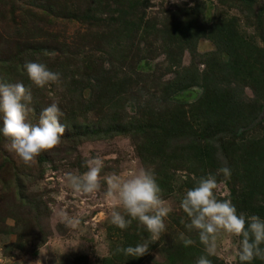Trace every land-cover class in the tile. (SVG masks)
<instances>
[{"label":"rangeland","instance_id":"374dc122","mask_svg":"<svg viewBox=\"0 0 264 264\" xmlns=\"http://www.w3.org/2000/svg\"><path fill=\"white\" fill-rule=\"evenodd\" d=\"M61 1H67L75 7L82 3V0H0V54L7 45L9 47L6 56L15 54L14 44L24 38L20 35L22 32L20 28L27 26L34 29V34H39L41 39H46V34H54L58 40L63 42L64 39V42L70 44V48L55 53L63 60L67 59L65 63H70L67 77L61 79L59 84H50L44 89L29 86L33 97L27 117L30 123L38 124L42 108L53 102H56L63 112L61 123L63 120L72 123L74 120L97 122L100 118L103 119L107 108L106 110H101L99 106H94L91 110L86 108V101L92 96L90 88L82 89L79 95L78 89L74 88L76 85L73 86V83L69 82L72 79H80L91 70L96 71L101 65L109 76H117L120 80L126 76L125 80H128L127 76L131 74L129 78L138 83L128 87L125 93L115 99V106L129 116L143 117L144 108L159 111L166 103L187 105L201 95L202 88L194 86L180 91L169 101H165L160 95L161 92H156L147 86L155 81L160 84L174 76L175 68H172V71L167 70L169 59L172 58L173 46H165L166 42H163L156 32L157 28L166 30L173 24L172 18L178 12L182 13L184 21L192 20V16L183 13L184 9L194 6L200 0H147V2L140 0V7L134 10L128 8V0H124L122 5L115 4L114 0H105L103 4L108 5L102 17L105 22L88 23V25L82 24L80 20L66 18V10L60 8L62 4H58ZM203 1L205 7L202 15L207 24L232 18L241 36L250 39L254 46H263L255 15L264 8V0H255L250 6L240 0ZM145 2L146 5L143 6ZM132 12L135 13L133 17L135 21L137 20L136 25L139 22L140 27L134 30L129 42L115 47L111 41L107 40L103 44L102 40H98L102 32L98 31L107 30L106 23L109 26L126 29L125 24L120 23L129 19L125 14ZM262 15L264 16V10ZM193 23L196 24L197 20ZM87 34L90 40L87 39ZM80 37H85L87 43L81 45L78 41ZM115 40H120V36ZM196 49L204 53L214 50V46L208 39L199 38ZM223 58L226 59L227 55L223 54ZM45 61L49 66L52 65L51 56ZM197 61V58H192V55L184 50L180 64L188 66ZM257 64L261 66L259 61ZM75 65H79L80 69ZM197 65L202 68L201 64ZM15 68L9 71V83L22 82L25 85L29 78H21L27 76L25 73H19L18 76L17 70L20 71V67L15 66ZM76 69L79 70L77 75L74 74ZM159 75L161 76L157 80ZM244 93L249 99H255L249 87L244 88ZM262 101L264 105V99ZM2 127V114H0V128ZM70 132L71 129H66L55 148L41 152L39 156H45L46 160L43 162L44 170L40 175L38 174L39 156L31 165H25L19 156L8 150L7 145L10 141L0 133V163L6 157L9 167L13 166L19 172L32 176L30 182L27 180L28 177H25L21 185L25 187L23 192L29 200L37 204L35 210L28 207L26 209L25 206L18 207L16 202L19 199L15 194V185L5 191L0 188V224L4 223V232L0 233V264H37V262L98 264L103 257L109 256L123 242L119 228L111 223V212L116 206L113 201L105 198L107 185L103 177L112 173L126 176L140 169H148L158 177L160 163L158 158L154 157L151 161L150 155L145 154V158L142 159L138 148L139 140L135 136L119 135L109 139L87 140L75 146ZM261 133H264L262 117L246 130L244 137L246 140ZM172 137L175 139L170 140L172 143L181 145L189 143L186 135L179 134ZM194 139L202 147L203 141L198 133L194 134ZM217 142L215 141V145ZM97 156L103 160L100 189L94 194L74 192L65 180L66 173L83 174L87 171L85 159ZM216 156L218 167L214 169V174L223 166L231 169L230 183L228 184L229 179L225 180L223 175H220L218 177L223 178L218 181L216 190L218 199H227L232 189H239L240 176L226 164V159H223L218 151ZM191 158L192 160L187 162L179 160L176 167L165 171L161 180H157L159 185L167 183L172 189V192H166L168 186L161 188L162 198L171 206L172 212L164 221L166 228L159 241L150 247L151 250L140 264H183L182 259L185 264H196L201 255H206L197 232L186 228L185 225L190 220L180 207L186 191L196 185L199 177L210 173L201 166L199 156L194 157L192 154ZM201 167L204 170H201ZM189 179L194 183L187 186ZM116 210L122 212V209L116 208ZM64 214L77 218L78 226L75 228L66 226ZM182 220L184 223L181 222ZM144 231L147 230L144 228ZM180 233L195 241L189 246L188 257L184 255L187 249L179 240ZM240 239L221 233L216 241V255L208 256V259L212 264H241L238 257Z\"/></svg>","mask_w":264,"mask_h":264},{"label":"trees","instance_id":"16d2710c","mask_svg":"<svg viewBox=\"0 0 264 264\" xmlns=\"http://www.w3.org/2000/svg\"><path fill=\"white\" fill-rule=\"evenodd\" d=\"M103 1L105 0H82V3L76 7L67 1H61L58 4H62L60 8L66 10V18L80 20L82 24L88 25V23L105 22L102 17L105 15V8L108 5H104ZM145 1L147 2V0ZM240 1L249 6L255 2V0ZM113 2L122 5L124 0H114ZM139 2L140 0H128L127 6L134 10L140 7ZM146 2L143 6L146 5ZM204 7V1L200 0L194 6L184 9L183 13L186 16H192V20L184 21L182 13L178 12L172 18L173 24L166 30L157 28L156 32L160 35L159 38L166 42L165 46H173L171 47L172 58L169 59L167 70L172 71V68H175L174 76L160 84L155 81L147 85L156 92H161L160 95L165 101H169L172 96L182 90L198 86L202 88V93L197 99L187 105L166 103L159 111L144 108L142 110L143 117L129 116L115 106V99L125 93L128 87L138 83L130 79L131 74H128V80H125L126 76L122 80L117 76H109L101 65L96 71L91 70L82 75L80 79H72L69 82H72L73 86L76 85L74 88L78 89L79 95L82 89L90 88L92 96L86 101V108L90 110L94 106H99L101 110L107 108L103 119L100 118L97 122L74 120L72 123L63 120L62 124L66 126L67 130L71 129V139L75 146L87 140L109 139L119 135L135 136L139 140L138 148L142 159L145 158V154L150 155L151 161L154 157L158 158L160 163L157 180H161L165 171L176 167L179 160L191 161L192 154L194 157L199 156L201 166L214 174V169L218 167L216 156L218 151L223 159H226V164L240 176L239 189H232L227 199L232 200L239 214L246 217L257 215L264 220V133L248 137L246 140L244 137L246 130L254 125L257 119L264 118L262 101L264 99V16L262 15L264 8L255 15L257 27L260 29L259 34L263 41V46L257 47L251 44L250 39L241 36L239 28L232 18L220 19L207 24L202 15ZM130 14H125V17L129 18L128 20L119 22L125 24L126 29L123 27L119 29L118 26H109L106 23L107 30L98 31H102L98 40H102L103 44L107 40L111 41L115 47L129 42L133 37L134 30L140 27L139 22L136 25L137 20L135 21L133 17L135 13ZM196 20L197 23L194 24L193 21ZM20 30L22 31L20 35L24 38L14 44L15 54L6 56L9 45L5 49L3 48L4 54H0V82L9 83V71L15 66L20 67V71L17 70L18 76L24 73L27 75L23 69V65L27 61L45 63L50 70L61 73V79L66 78L70 63H65L67 59L63 60L55 53L70 48V44L64 42V39L63 42L58 40L54 34H46V39H41L40 35H35V30L29 26L20 28ZM162 33L164 35H161ZM119 36L120 40H115ZM86 37L90 40L88 34ZM199 38L208 39L213 44L214 50L198 52L196 43ZM78 41L81 45L87 43L85 37H80ZM184 50H187L192 58H197V63L182 66L180 60ZM46 53L52 54V65L50 66L45 61L50 57ZM223 54L227 55L226 59L223 58ZM257 61L261 66H258ZM197 64H201L202 68ZM75 66L80 69L79 65ZM78 72L79 70L76 69L74 74L77 75ZM160 76H157V80ZM26 77L28 76H21V78ZM31 85L38 88L28 79L25 86L30 88ZM245 87H249L253 91L255 99L251 100L245 95ZM195 133L201 136L202 147L194 139ZM179 134L186 135L189 143L181 145L170 141L175 140L172 136L176 137ZM224 134L226 136H222ZM215 141H218L217 145H215ZM45 160L46 157L42 155L38 158L39 175L43 173ZM9 166L5 157L0 163V188L5 191L15 185V194L19 199L15 198L16 206H25L26 209L28 207L35 210L37 204L29 200L23 192L25 187L21 185L25 177H28L27 180L30 182L32 176L25 175L13 166ZM222 178L217 177V180L220 181ZM191 180L189 179L187 186L194 183ZM230 181L231 179L228 184ZM159 186L161 188L168 186L166 192H172L167 183ZM119 230L123 237L119 248L143 243L149 236L138 221H133L131 226L125 230ZM2 232H4V223L1 222L0 233ZM42 238L44 239V237ZM21 245L24 246L23 243ZM152 245L150 244V247ZM185 248L187 250L184 251V255L188 257L190 247ZM261 248H264V244L261 245ZM117 249L109 256L103 257L98 264H140L146 256L132 258L118 252ZM181 250L183 251L182 248ZM185 259L187 260L186 257ZM182 262L185 264L183 259ZM245 264H249V262H245ZM250 264H264V260L257 257Z\"/></svg>","mask_w":264,"mask_h":264},{"label":"clouds","instance_id":"9594fccd","mask_svg":"<svg viewBox=\"0 0 264 264\" xmlns=\"http://www.w3.org/2000/svg\"><path fill=\"white\" fill-rule=\"evenodd\" d=\"M23 69L31 83L40 89L59 84L61 80V73L50 70L45 63L27 61ZM32 100L31 90L22 82L0 83L3 121L0 133L10 141L8 150L19 156L25 165H31L41 152L55 148L66 131V126L61 123L63 112L56 102L42 108L38 124L30 123L27 117ZM84 164L87 171L80 175L66 173L65 180L76 193L94 194L101 187L103 160L97 156L85 159ZM220 175L225 180L230 179L231 169L223 166L215 174L200 177L196 185L186 191L180 204L190 220L186 228L195 230L204 245L206 255H201L196 264H212L208 256L216 255V241L221 233L241 238L238 251L241 264H250L257 257L264 260V248H261L264 244V220L257 215L246 217L239 214L231 199L217 198V177ZM103 180L107 185L105 198L116 206L111 212V223L125 230L133 221H138L149 234L143 243L117 251L132 258L143 257L149 252L150 244L159 241L166 228L164 221L172 212L171 206L162 198V189L155 174L148 169H140L126 176L108 174ZM63 218L70 228L79 224L75 217L64 214ZM181 222L184 223L183 220ZM179 240L185 247L195 243L184 233L179 234Z\"/></svg>","mask_w":264,"mask_h":264}]
</instances>
